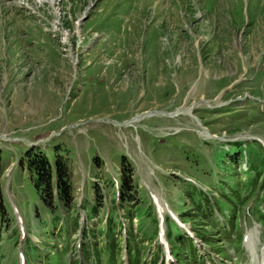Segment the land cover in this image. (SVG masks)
Instances as JSON below:
<instances>
[{
	"label": "rangeland",
	"instance_id": "obj_1",
	"mask_svg": "<svg viewBox=\"0 0 264 264\" xmlns=\"http://www.w3.org/2000/svg\"><path fill=\"white\" fill-rule=\"evenodd\" d=\"M240 133L247 136L225 138ZM263 140L264 0H0V264H19L20 245L26 264H44L40 249L51 248L59 264L66 252L71 261L81 254L82 264L90 255L97 264L120 257L122 237L113 232L96 249L104 214L120 218V172L132 182L123 204L140 264L142 255L145 264L157 256L144 243L156 238L151 188L196 230L203 259L195 264L250 261L237 233L264 239L247 208L264 195ZM29 146L67 167L78 209L62 228L20 163ZM93 182L101 194L89 230L98 235L80 241L87 221L76 231L74 217L86 219L82 205L92 214ZM166 230L178 262L194 261L193 243H176L170 216Z\"/></svg>",
	"mask_w": 264,
	"mask_h": 264
},
{
	"label": "trees",
	"instance_id": "obj_2",
	"mask_svg": "<svg viewBox=\"0 0 264 264\" xmlns=\"http://www.w3.org/2000/svg\"><path fill=\"white\" fill-rule=\"evenodd\" d=\"M124 158V157H123ZM122 158V162L124 159ZM20 163L25 164L28 169L34 174V185L42 201L49 206L52 210L58 211V205L64 210L67 211L69 217L72 216V210L74 207L73 202V190L70 180V176L67 171L65 163L58 158H55L54 161H50L47 155L40 149H36L33 146L28 147L23 156L20 157ZM2 174V168L0 164V176ZM132 182H129V176H123L121 180V190L119 200L121 203H124L125 200H132L131 196ZM93 192L97 195V200L94 201L91 208V213L96 212L97 204L100 201V194L98 185L93 183ZM126 193V194H125ZM95 198V197H94ZM71 204V208H68V205ZM2 208V206H1ZM3 211V208H2ZM57 215V214H56ZM112 215H110L109 221H112ZM58 217V215H57ZM75 226H77L78 219L75 215L74 217ZM154 229L153 234L156 233L157 218L153 217ZM110 228V226H109ZM169 235V232H168ZM128 237V245L129 238ZM180 238V237H178ZM132 247H128V252L131 256ZM136 254V253H135ZM134 254V255H135Z\"/></svg>",
	"mask_w": 264,
	"mask_h": 264
},
{
	"label": "bare ground",
	"instance_id": "obj_3",
	"mask_svg": "<svg viewBox=\"0 0 264 264\" xmlns=\"http://www.w3.org/2000/svg\"><path fill=\"white\" fill-rule=\"evenodd\" d=\"M20 225H21V230L23 231V230H24V227H23V223H22V221L20 222ZM246 246H247L248 248H252V246H251V242H250V241H247V242H246ZM261 256H262V259H264V251L261 253Z\"/></svg>",
	"mask_w": 264,
	"mask_h": 264
}]
</instances>
